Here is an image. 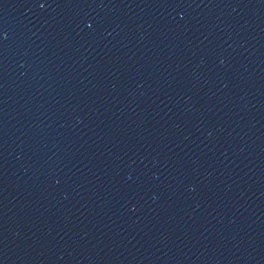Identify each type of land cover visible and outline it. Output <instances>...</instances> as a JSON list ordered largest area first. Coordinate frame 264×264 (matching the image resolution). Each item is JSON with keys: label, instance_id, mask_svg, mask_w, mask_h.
<instances>
[{"label": "water", "instance_id": "95a60500", "mask_svg": "<svg viewBox=\"0 0 264 264\" xmlns=\"http://www.w3.org/2000/svg\"><path fill=\"white\" fill-rule=\"evenodd\" d=\"M0 264H264V0H0Z\"/></svg>", "mask_w": 264, "mask_h": 264}]
</instances>
